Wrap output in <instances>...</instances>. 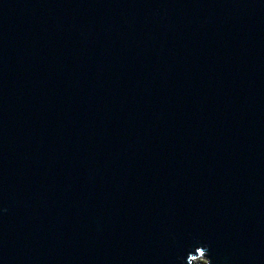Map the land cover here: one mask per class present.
I'll list each match as a JSON object with an SVG mask.
<instances>
[{
    "label": "water",
    "instance_id": "95a60500",
    "mask_svg": "<svg viewBox=\"0 0 264 264\" xmlns=\"http://www.w3.org/2000/svg\"><path fill=\"white\" fill-rule=\"evenodd\" d=\"M0 264H264V0H0Z\"/></svg>",
    "mask_w": 264,
    "mask_h": 264
}]
</instances>
